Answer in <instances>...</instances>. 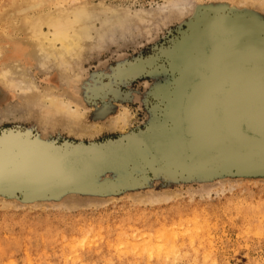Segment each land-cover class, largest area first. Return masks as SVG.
I'll return each mask as SVG.
<instances>
[{
    "label": "rangeland",
    "instance_id": "obj_1",
    "mask_svg": "<svg viewBox=\"0 0 264 264\" xmlns=\"http://www.w3.org/2000/svg\"><path fill=\"white\" fill-rule=\"evenodd\" d=\"M84 1L70 61L16 54L2 27L0 70L19 60L32 85L0 79V264H264V160L219 113L226 75L264 61V0ZM19 148L48 168L3 172Z\"/></svg>",
    "mask_w": 264,
    "mask_h": 264
},
{
    "label": "bare ground",
    "instance_id": "obj_2",
    "mask_svg": "<svg viewBox=\"0 0 264 264\" xmlns=\"http://www.w3.org/2000/svg\"><path fill=\"white\" fill-rule=\"evenodd\" d=\"M8 3L9 4L7 6L3 5V4L0 5V35L4 34L5 36H7L6 31H4V29H2V27H4L5 25H9L15 31L17 30L18 32H21L23 35L18 37V38L16 37L17 38L16 40H18L19 45H17L15 47V53L18 54V52H20V50H22V51L26 50L25 53L21 52L20 54H22V56H24V55L27 56V55L33 54V56L39 58L42 61V65H44L46 60L54 59L59 63V62L70 61L74 57L80 56L83 48L85 47V46H83V42H84V40H86L85 38L91 37L90 34H89L90 36H88L87 33L89 32V30H87V29L92 27V26H90V27L88 26L90 24L89 20H91L92 15H91V10L89 9L87 3L84 0H75L74 3L72 2V4H69L68 6H64L60 2H57V0H9ZM46 8H50V9L47 10ZM45 27H47V29H48L47 31L45 30ZM86 31H88V32H86ZM90 31H91V29H90ZM4 44L2 41H0V56L4 50V47H3ZM20 46H22V47H20ZM37 63H38V61H37ZM239 67H241V65ZM242 67H243L242 71H245V74L243 77L244 82L252 81L257 89H263L264 88V61L256 60V61L249 62V63L243 62ZM25 71H26V69H24L23 66H21L19 60H17L14 63L5 64L1 68L0 79L7 87L9 86V88L15 87V85H14L15 83L13 82V80L10 79L11 77H12V79H13V77H15L16 79L19 77L24 78L22 80V82L24 81V83H26L27 85L29 84L31 86L32 81L30 82L31 78H30L29 74H27L30 72H25ZM229 79H230V77H227V80H229ZM232 81H234V83H235L237 81V79L232 78ZM50 97L54 98L53 96H51V94H49V92H46V93L34 95L32 99H33V102H35V101L36 102L37 101L45 102V100H48V98L51 99ZM55 99H57L56 96H55ZM24 101H26V100H24ZM31 103H32V101H31ZM51 107L53 109L52 108H50V109L52 111L58 113V114L64 112V109H65L62 105L58 104L57 101H55V100L51 102ZM5 111L3 110L4 113H5ZM12 112H8V113H12ZM48 112H51V111H48ZM8 113H6L5 116ZM46 115L49 117V119H47V120H51V122H52V120H53L52 115H48V113H46ZM43 121L45 122L44 119H43ZM37 141L39 142V140H36V142ZM25 142H27V141L25 140ZM15 143H16V141L12 140L10 143V146H12V145L15 146ZM5 147H9L8 145H6V142H5ZM37 147H36V149H37ZM21 149L22 148L14 149V151H13V149H8L7 151H4L5 154L7 155V157H6L7 159H3L6 156L5 154L2 155L3 161L6 162V163H4L5 164V166L3 168L4 171L2 169L3 172L13 173V175L14 174H23V173H26L28 175H32L30 172L36 171L38 173L39 171H42L43 169L48 168V164L50 162L48 160L49 158L47 159V157H45V155H41V154L33 155L35 152H34V150H32L33 152H28L26 154V157H31V158H28V162H27V160L24 157L18 155V153H19V151H21ZM42 149H43V147H42ZM44 149L47 150L45 147H44ZM251 150L255 151L257 155L259 152H261L259 149H251ZM105 153H103L102 151H98V150L94 149L92 151L91 155H93V157L95 158V159L93 158L94 160H96V159L98 160L99 158H102V156ZM56 160L57 159H55V161ZM58 163H59V161H58ZM18 169H24L28 173L25 172L24 170L23 171H17ZM67 176H69V174H67ZM33 179H34V176H33ZM45 179H47V178H45ZM10 181H12V180H10ZM38 181L39 180H37V182ZM55 185H57V184H55ZM188 219L190 220V217ZM194 219L195 218L193 217L192 221ZM195 220L193 221V223L196 222ZM193 226H194V224H193ZM195 226H196V228L198 227L197 225H195ZM187 228L191 229V227H188V226H187ZM187 228L185 227V229H187ZM193 229H195V228H192V230ZM108 230H110V229H108ZM195 231H196V229H195ZM121 232H123V231H121ZM162 233H166V232H162ZM189 233H190V231H189ZM170 234H172V233H170ZM195 235L197 236L196 232H195ZM189 237H191V236H189ZM151 248L153 250V248L155 249L156 247H151ZM169 248H167L168 251H169ZM149 250L151 252L150 247H149ZM171 250H172V248H171ZM155 251H158V250H155ZM127 253H126V255H127ZM147 253H148V251H147ZM168 253H170V251ZM178 258H180V257H178ZM212 260H213V258H212ZM111 261H109L110 262L109 264H112ZM163 262H166V261H163Z\"/></svg>",
    "mask_w": 264,
    "mask_h": 264
},
{
    "label": "water",
    "instance_id": "obj_3",
    "mask_svg": "<svg viewBox=\"0 0 264 264\" xmlns=\"http://www.w3.org/2000/svg\"><path fill=\"white\" fill-rule=\"evenodd\" d=\"M242 65L243 62L239 69L226 75L220 88V120L234 143L259 149L258 156L264 160V88L257 89L252 81L244 82ZM232 78L237 81L234 83Z\"/></svg>",
    "mask_w": 264,
    "mask_h": 264
}]
</instances>
